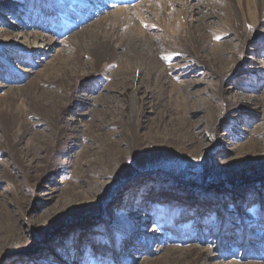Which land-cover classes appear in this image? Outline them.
Segmentation results:
<instances>
[{
  "label": "rangeland",
  "instance_id": "obj_1",
  "mask_svg": "<svg viewBox=\"0 0 264 264\" xmlns=\"http://www.w3.org/2000/svg\"><path fill=\"white\" fill-rule=\"evenodd\" d=\"M0 264H264V0H0Z\"/></svg>",
  "mask_w": 264,
  "mask_h": 264
},
{
  "label": "bare ground",
  "instance_id": "obj_2",
  "mask_svg": "<svg viewBox=\"0 0 264 264\" xmlns=\"http://www.w3.org/2000/svg\"><path fill=\"white\" fill-rule=\"evenodd\" d=\"M35 38V37H34ZM37 38V37H36ZM114 42V41H113ZM112 45V41L108 42V45H104V47L102 46L99 51H98V55H99V62H101L104 57L106 56V52H110L108 49H110ZM105 48V49H104ZM100 64V63H99Z\"/></svg>",
  "mask_w": 264,
  "mask_h": 264
}]
</instances>
